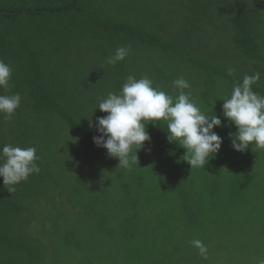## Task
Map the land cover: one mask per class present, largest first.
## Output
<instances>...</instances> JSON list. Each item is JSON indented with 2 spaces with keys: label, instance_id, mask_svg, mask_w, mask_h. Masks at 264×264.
<instances>
[{
  "label": "trees",
  "instance_id": "1",
  "mask_svg": "<svg viewBox=\"0 0 264 264\" xmlns=\"http://www.w3.org/2000/svg\"><path fill=\"white\" fill-rule=\"evenodd\" d=\"M120 46L132 52L108 65ZM0 60L12 68L0 94L22 97L11 120L0 114V148L34 146L40 167L13 193L0 177V264H209L190 241L206 245L222 221L231 241L244 233L242 251L264 237V149L235 151L222 115L244 75L261 73L264 95V0H0ZM129 75L173 98L183 76L221 119L205 169L163 121L129 169L94 144L99 101Z\"/></svg>",
  "mask_w": 264,
  "mask_h": 264
},
{
  "label": "clouds",
  "instance_id": "2",
  "mask_svg": "<svg viewBox=\"0 0 264 264\" xmlns=\"http://www.w3.org/2000/svg\"><path fill=\"white\" fill-rule=\"evenodd\" d=\"M131 52V46H120L107 57L106 63L114 66ZM11 76V66L0 60V89L7 91L11 87ZM260 79L259 72L244 75L242 82L234 84L230 96L222 100L223 117L237 129V132L229 134L232 148L237 152H244L250 145L264 149V95L252 87ZM172 86L178 90L175 98L154 87L148 76L137 78L129 75L119 93L109 92L99 101L97 108L107 115L97 118L95 128L99 135L93 137V142L106 149L110 158L117 159L118 167L129 169L138 164L137 152L145 142H151L147 124L156 126L160 121L166 124L168 142H175L185 149L184 160L191 170L205 169L210 157L219 152L223 141L213 129L222 126L221 119L215 113L201 111L191 99V93L185 91L190 84L183 76L175 79ZM21 101L19 93L0 94V114L11 120ZM36 153L34 146L5 144L0 148V177L9 193H13L15 186L30 175L40 172ZM190 244L198 249L202 258L207 259L208 248L202 240L193 239Z\"/></svg>",
  "mask_w": 264,
  "mask_h": 264
},
{
  "label": "rangeland",
  "instance_id": "3",
  "mask_svg": "<svg viewBox=\"0 0 264 264\" xmlns=\"http://www.w3.org/2000/svg\"><path fill=\"white\" fill-rule=\"evenodd\" d=\"M209 216L212 219L217 217L214 216V213H210ZM223 217L222 215L220 218ZM240 229L245 231L246 228L242 226ZM208 233L206 245L208 248L207 257L210 258L209 264H260L261 261H264V237L260 235V231L251 233L252 237H258V243L252 244V246L247 245L245 251H242V245L238 243L244 237L243 232L239 234L236 240L231 241L230 222L222 221L216 231H213L210 227ZM258 252L260 255H256ZM248 255L252 257L249 258Z\"/></svg>",
  "mask_w": 264,
  "mask_h": 264
}]
</instances>
